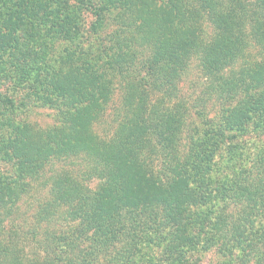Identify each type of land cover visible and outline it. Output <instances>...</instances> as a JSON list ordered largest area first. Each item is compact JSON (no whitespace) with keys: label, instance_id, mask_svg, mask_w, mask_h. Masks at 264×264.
Wrapping results in <instances>:
<instances>
[{"label":"trees","instance_id":"1","mask_svg":"<svg viewBox=\"0 0 264 264\" xmlns=\"http://www.w3.org/2000/svg\"><path fill=\"white\" fill-rule=\"evenodd\" d=\"M111 1L44 0L39 4L35 0L36 11L30 13L18 4L20 1L10 9L0 0V133L17 143L9 150L17 172L10 182H2L0 197L2 192L8 194L11 182L25 177L31 181L35 173L45 169V163L79 157L84 147L81 155L86 170L81 181L71 179L66 170L52 178L60 203L68 202L73 215L88 217L96 228H86L76 263L128 264L138 251L136 247L112 252L110 247L118 231L135 244L138 239L134 231L143 224V234L164 233L162 256L167 264L183 263L196 241L198 246L202 244L201 251L213 252L209 264H264V154L255 161L261 170L254 177L242 178L235 190H225L227 195L220 192L227 205L218 206L212 216L198 211L209 205L204 195L209 187L207 170L223 144L252 127H264V58L254 65L250 60L257 46L264 54V0H113L108 5ZM135 4L141 8V20H124ZM76 8L89 10L95 18L93 43L86 48L79 47L75 39L78 31L70 26V21L79 22ZM113 8H120V20L115 19L121 23L119 33H114L118 26L112 22ZM44 9L53 11L59 26H46L41 31L47 41L39 42L40 32L35 31L31 20ZM18 13L27 24L11 31V26H6ZM205 17L215 30L211 42H205L199 33L188 32L189 25ZM65 24L69 27L62 29ZM65 42L74 46L62 49ZM32 47L41 50L40 58L22 63V58L31 55ZM63 50L66 55L62 56ZM66 60L67 68L68 61L75 60V65L64 72L62 63ZM194 60L205 80L204 93H214V100L222 99L224 107L219 120H205L189 128L191 144L189 152L183 154L174 144L187 125L188 115L179 97V78ZM101 66L112 68L116 76H104ZM138 68H144L149 78H143ZM120 84L128 90L127 95L122 93L108 121L107 102ZM8 87L13 89L11 94ZM21 87L39 102L28 105L18 91ZM141 87L160 98L146 102ZM136 95L137 106L133 103ZM37 107L48 108L44 117L52 118L55 125L41 124L42 128L36 129L33 125L38 121L31 117L38 112ZM103 122L108 123L107 134L98 130ZM130 125H135V130H130ZM154 169L168 191L173 193L177 187L183 190V206L172 196L161 195L155 199L160 204L153 209L156 215L150 212L151 219L143 210L142 220L131 204L122 213L104 214L102 207L107 200H131L125 194L135 177ZM94 177L101 181L98 193L83 187ZM10 197L5 202L8 209L18 199L17 194ZM188 210L195 216L188 215ZM126 222L127 230L122 229ZM91 223L85 227L90 229ZM124 243L131 247L129 240ZM0 250L6 253L4 259L9 264L25 263L9 244L0 241ZM52 252L47 250L43 264H55ZM107 256L111 261L101 263Z\"/></svg>","mask_w":264,"mask_h":264},{"label":"rangeland","instance_id":"2","mask_svg":"<svg viewBox=\"0 0 264 264\" xmlns=\"http://www.w3.org/2000/svg\"><path fill=\"white\" fill-rule=\"evenodd\" d=\"M3 1L5 2V7H9L10 9L15 6V1L16 4L20 1V3L18 4L24 5L23 7L25 10L27 9L30 13L36 11V7L33 3L35 2V0ZM98 1L103 2V0ZM40 2H44V0H39V4ZM112 3L113 0L109 2L108 5ZM137 4H135V7H132L131 11L128 12L129 14L125 15L124 20L128 21V19L131 17H135L132 19H135L137 22L141 20L139 16L141 13V8H137ZM25 5H27V8L25 7ZM119 5L121 7L120 3ZM76 9L79 15V22L77 21L78 23H74L73 21H70V26L75 27L76 31H78L76 33L77 37L75 39L79 41V47L86 48V46L93 43L92 41L94 39V35L92 34V24L95 21V18L89 10L78 8ZM48 11L49 9H44L40 15L38 14L37 19H35L34 21L31 20V24L33 23V26L36 28L35 31H37V33L40 32L39 35L41 36L42 40H40L39 42L47 41L46 39H44L46 34H44V32H42L41 30L46 28V26H59L56 16L52 15L53 11H49L50 13H48ZM112 11L114 12L112 13V16L114 18L112 22L114 25L118 26V24H121L119 23L120 18L118 17L117 13L120 11V8H118V10L113 8ZM21 15L22 13H18V15H16L12 19V22H10V24L6 27L11 26L10 30L12 31L13 27L16 28L22 24V26H25L27 24V20L24 21L23 19H21ZM116 16L119 20H115ZM120 26L116 28L114 33L120 32ZM171 26L174 28L177 26V24H172ZM189 26L191 27L189 28L188 32L194 31V33H199L205 42L212 41L215 30L211 22L206 17L200 20V22L196 23L195 25L192 24ZM65 27L68 28L69 26L65 24L62 26V29H65ZM114 33L106 39L109 40L110 37L112 38V36H114ZM72 46H74L73 43L66 44L65 42L62 46V49L69 50L72 48ZM24 48L26 50H29V47ZM251 52L252 53L250 60L255 61L253 65L264 58V54L261 53V48L259 46L255 47ZM30 53L31 55L29 54L28 56L22 58V63L27 62L29 64L36 58H40L42 54L41 50L35 47L31 48ZM63 55H66V52L64 50L62 51V56ZM65 64H67V60L63 61L62 63V65H64L62 67L64 72L70 69L69 66L74 67L75 60L68 61V68ZM99 65L101 64L99 63ZM101 68L103 69V72L105 74L104 76H108L109 74V76H116L112 68L110 70H108L105 66H101ZM138 70L140 71L139 73L143 75V78H149V74H146V70L144 68H138ZM47 75H50V73L48 72ZM179 82V97L183 100L182 103L185 105V107L187 106L188 109H186V114L188 115L186 119L187 125L184 126L182 134H178L176 142H174V144L175 149L178 150L179 153L184 154L185 152H189L188 149L189 145L191 144V138L189 135L191 130L189 128H193L194 124H199L205 120H219L223 111L224 104L222 99L214 100V93H204V91L206 90V84L203 75L199 70L197 60H194L188 70L183 71V73L180 75ZM119 86L121 87L120 91L116 89L119 88ZM119 86H116L115 89L113 88V90L111 91L112 95L107 102L106 111H108V121H110L111 112L114 111L116 105L120 102L122 93L125 96L127 95L128 90L125 89V87L121 84ZM8 91L11 94V92H13V89L11 87H8ZM18 91L23 99L27 101L28 105L34 106L37 104V102H39L38 99H34V96L30 93L31 91L27 90L26 88L21 87V90ZM139 91L143 92V98L146 97L147 99L146 102L150 101L151 99L156 100L157 98H160V95L158 93L152 92L149 88L141 87ZM137 102L138 95H136L133 100L134 105L137 106ZM48 107L49 109L52 108L51 106ZM37 108H39L38 112L36 113V115L34 114V116L31 117L32 121H38L35 122L37 123V126L35 125V123L33 125L36 129L42 128L41 124H47L48 126L55 125V122L54 120H52V118H49V116L44 117V113L46 111H50L48 110V108ZM7 114H10L9 111ZM13 117H18L20 119L22 116L15 115ZM110 123L112 124V121ZM64 125L68 126V123ZM107 127L108 123L103 122L98 125V130L103 132L104 134H107ZM135 127V125H130L129 128L130 130H135ZM9 138L11 137L7 136L6 133H0V185H2V182H10L15 177V173L17 172L15 166H13L12 164L13 162L9 159V150L13 149L15 147V144L17 143L15 140ZM84 150L85 148L82 147V151L80 152L79 157L71 158L67 161L58 160L59 162L57 160H54V164H51V162L45 163V169L43 168L38 173H35V175L31 177V181H29L28 177H25L20 179V181L17 180L14 183L11 182L8 186V190L7 188H4L8 191V194L7 192L1 193L0 241L2 244H9L12 252L18 255L20 259L25 261L24 264H43V257L45 256V254H47V250L52 252L50 249L54 250V253L52 252L51 256L57 259V261L54 262L55 264H68L69 262H67L66 260H72L74 264H78L76 263V261L77 259L79 260L78 253L82 249V245H84L82 239L86 228L87 230L91 231L96 230L95 227H92L93 224L90 222V219L88 217L87 219H83L86 216H75L72 214L71 207L68 202L62 204L60 203L57 193H55L56 188L54 187V182L52 180L54 176L58 177L61 174L64 175L63 171L61 170H66L70 178L72 177L71 179H78L79 181H81L82 174L86 170L84 165V157L81 155L84 153ZM261 154H264V127H252V129H248L244 133H238V135H236L234 139L230 140L226 144H223L219 152L213 157V162L210 164V169L207 170L209 179H207L206 182L209 184V187L208 193H205L204 195L205 200H210V202L207 203L209 205H203L201 206V209H196H198V211L200 212L203 211L204 214L206 213L207 215L212 216L213 212H215V209L218 208V206L220 207L223 205H227L228 200H222L221 193L227 195L228 193L225 192V190H235V184H237V182H239L242 178H249L250 176L254 177L258 173V171L261 170V167L257 166L255 163L256 159ZM71 160L75 161L76 163L74 165L71 164ZM34 172H36V170ZM86 182H88V185L85 184ZM85 183H83V187H89L90 190L96 193L100 191L101 181L99 179H96L94 177L93 179L85 181ZM22 185L24 186L23 189H19ZM128 187L129 186H127V188ZM11 193L12 198H14L15 194H17L18 199L16 201V205L13 206L12 209H8L9 203L5 202L10 201L9 198H11ZM161 195L162 197L172 196V198L175 199L174 201L177 204L181 203L182 206L186 202L184 199L183 190L179 189V187H177V189H175L173 193L170 190L168 191L167 185L165 184L163 179L159 178L156 169L149 171V173L143 171L142 177H139L137 175L125 194V198L131 200H107L102 208L105 211L104 214L110 211L122 213L123 211H127L129 204H131V206H135L136 209L139 210V212L141 213L140 218L142 220L143 210H145L146 217H150L149 219H151L150 212L153 215H156L157 212L154 213L153 209L157 207V203L160 204L159 200L155 199ZM82 212L85 213V210L83 209ZM194 213L195 212L193 210L187 211V214L191 216H195ZM209 220L210 219H208V221ZM130 222L131 221H129V223ZM89 223H91L90 229H88V227H85V225L87 226V224ZM127 226L128 224L125 225L122 229L126 228L127 230ZM134 232V238L138 239L135 244L131 242L130 238L123 236L118 231V233L122 237H120L118 233L115 234L117 238L112 242L113 246L110 247V251H118L119 248L128 251L131 248L136 247L138 251L136 250L135 256H132L133 261L129 262L128 264H167V261L164 259L165 257L162 256L164 233L161 234L160 231H155L153 233L151 232L149 234H143V224L140 225ZM96 234L97 233L95 232V235ZM126 239L131 243L130 248L124 243ZM197 242L198 241H196V245L192 248L193 251L191 250V252L188 254L189 258L186 254L183 257V263L180 264H189L191 262H194L195 264L210 263V260H212L214 256L213 252L201 251V248L199 247H201L202 244H199L198 246ZM68 244L69 247H66ZM2 251L0 250V264H9V261L4 259L6 257V253ZM1 253L4 254L1 255ZM192 255H194V261H191L190 257ZM186 259L187 261H184ZM105 261L111 260L108 256L102 257L101 263Z\"/></svg>","mask_w":264,"mask_h":264}]
</instances>
